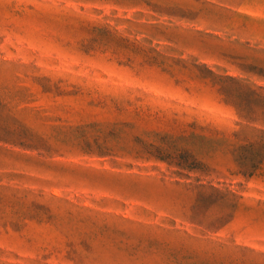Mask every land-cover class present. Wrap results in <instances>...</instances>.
Masks as SVG:
<instances>
[{
	"label": "rangeland",
	"instance_id": "rangeland-1",
	"mask_svg": "<svg viewBox=\"0 0 264 264\" xmlns=\"http://www.w3.org/2000/svg\"><path fill=\"white\" fill-rule=\"evenodd\" d=\"M0 264H264V0H0Z\"/></svg>",
	"mask_w": 264,
	"mask_h": 264
}]
</instances>
